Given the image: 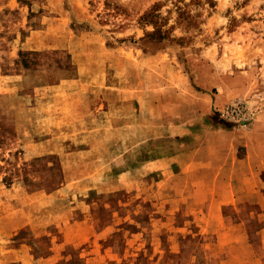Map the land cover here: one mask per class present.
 Returning <instances> with one entry per match:
<instances>
[{
	"label": "rangeland",
	"instance_id": "1",
	"mask_svg": "<svg viewBox=\"0 0 264 264\" xmlns=\"http://www.w3.org/2000/svg\"><path fill=\"white\" fill-rule=\"evenodd\" d=\"M212 115L264 141V0H0V264H228L212 190L156 169L186 147L168 126ZM238 209L252 264L264 206Z\"/></svg>",
	"mask_w": 264,
	"mask_h": 264
},
{
	"label": "crops",
	"instance_id": "2",
	"mask_svg": "<svg viewBox=\"0 0 264 264\" xmlns=\"http://www.w3.org/2000/svg\"><path fill=\"white\" fill-rule=\"evenodd\" d=\"M206 119L207 126H210L209 130L207 127L201 129L200 125L193 129L178 124L168 126L164 135L175 138L178 143H182L186 147L168 150L160 161L161 165L156 169L164 175L162 186L167 188L212 190V197L203 200L206 207L210 206L209 211L205 212V216L206 218L212 216V227L203 230L202 233L203 236L212 233V237H216L220 245L228 249L226 251L228 264H236L232 261L234 254L239 252L235 245L236 238L243 236L247 242L250 238V232L247 229L250 219L246 220L245 216L240 215L238 206L246 205L248 202L251 205L264 206V198L261 195V191L264 189V148H262L264 141L255 140L252 142L245 139L241 131L223 126L215 120L213 115L212 119ZM199 121L201 118L197 122L199 123ZM196 128L200 129L197 131ZM186 136L188 138H182ZM153 160L151 157L146 158L142 167L146 169V173L153 172ZM249 190L256 194L254 197L256 200H249ZM259 196L262 199H259ZM229 206L235 207L237 217L234 214L232 216L225 215L229 222L222 224L224 220L222 210ZM251 218L256 217L252 214ZM260 230L255 236L260 235L262 239L256 241L255 245H260L262 251L257 252V259L252 264H264V228ZM218 238L220 239L218 240ZM251 244L250 246H252ZM10 252L20 254L23 251L15 248ZM253 254L256 253L253 251ZM16 258L18 259L12 263H28L19 255ZM55 263L47 262V264ZM192 264H195L194 260H192Z\"/></svg>",
	"mask_w": 264,
	"mask_h": 264
},
{
	"label": "built area",
	"instance_id": "3",
	"mask_svg": "<svg viewBox=\"0 0 264 264\" xmlns=\"http://www.w3.org/2000/svg\"><path fill=\"white\" fill-rule=\"evenodd\" d=\"M241 103V102H240ZM237 103L236 105L224 110L221 114L223 118L228 119H236L237 117L242 116V119L247 118V114H245V106L243 104Z\"/></svg>",
	"mask_w": 264,
	"mask_h": 264
}]
</instances>
